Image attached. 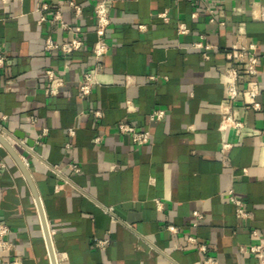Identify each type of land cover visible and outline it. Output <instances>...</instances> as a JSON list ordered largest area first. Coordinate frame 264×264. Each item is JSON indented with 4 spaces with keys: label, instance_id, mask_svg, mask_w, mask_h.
<instances>
[{
    "label": "crops",
    "instance_id": "crops-1",
    "mask_svg": "<svg viewBox=\"0 0 264 264\" xmlns=\"http://www.w3.org/2000/svg\"><path fill=\"white\" fill-rule=\"evenodd\" d=\"M74 1L80 15L67 0H47L39 23L38 0H0V133L39 193L57 264H205L207 256L258 264L240 247L256 241L254 229L264 236V133L257 130L264 125V56L261 110L241 98L243 128L218 126L230 104L225 48L252 39L264 52V0H111L101 83L87 96L78 81L93 66L95 0ZM48 35L84 44L72 53L49 51ZM201 39L212 45L208 58L194 47ZM48 67L65 79L54 95L45 93ZM156 107L166 115L151 122ZM122 119L149 129L151 142L136 145L120 134ZM223 141L232 143L225 152ZM1 153L0 221L11 229L13 249L0 254L53 264L31 185L11 153ZM230 193L249 217H237Z\"/></svg>",
    "mask_w": 264,
    "mask_h": 264
},
{
    "label": "built area",
    "instance_id": "built-area-1",
    "mask_svg": "<svg viewBox=\"0 0 264 264\" xmlns=\"http://www.w3.org/2000/svg\"><path fill=\"white\" fill-rule=\"evenodd\" d=\"M6 1V0H3ZM69 5L74 9L75 15H80L82 9L81 6L74 0H67ZM110 1L111 0H95L94 3V15H95V27L96 40L93 45V66L90 69L83 71L78 81V89L81 96L89 95L93 88L101 83L100 75L104 70V56L108 52L109 44L107 42L106 33L111 24L110 16ZM49 4L47 0H38L36 11L40 14L38 19L39 23L46 20L44 12L48 10ZM164 15V13H163ZM261 16L264 17V9L261 11ZM54 19L59 18L58 13L54 14ZM213 19V18H212ZM224 24V21L220 22ZM63 27L68 29H74L73 26L62 23ZM76 30H80V27H76ZM179 32L184 33L188 29L184 23H180L178 27ZM204 38V37H203ZM84 44V41L79 37H72L69 40L59 42L50 35L45 38V48L49 51H58L60 53H72L80 49ZM212 45L203 39L194 43V47L202 50L205 58L209 57L207 49ZM263 54V55H261ZM226 67L223 72V83L225 86V97L229 101V106L221 112V119L218 128L225 130L227 128L241 129L244 123L238 117V110L236 103L243 99L247 108L253 110H261L262 105L258 100V96L261 92V84L259 82L260 75V62L261 56H264V52L260 53L258 50V42L256 40H249L246 43H233L229 47L225 48ZM6 54L0 52V66L5 65ZM45 75L47 77V86L45 93L48 95L56 94L59 89L64 85L65 79L62 73L57 72L53 68H46ZM154 78V75H150ZM127 107H132V102L128 100ZM97 116L101 115V111H94ZM166 115V110L163 107H156L152 109L149 114V120L156 122L163 119ZM32 120H36L32 117ZM117 130L120 134L129 137V139L136 145L148 144L152 140V134L149 129L138 128L126 119H122L117 123ZM257 130L264 133V125L257 127ZM74 128L70 127L69 132L73 133ZM46 133V130L43 131ZM94 142L100 140V136L94 137ZM21 144V142H20ZM232 146L230 142L222 143L221 151L225 152ZM3 145L0 143V168L6 167L5 160L1 153ZM264 164V153H263ZM72 168L75 171H79L80 167L77 164H72ZM230 200L235 205L236 215L239 218L249 217V211L244 208L243 201L230 193ZM157 204L160 206L161 201L156 199ZM195 219L202 217V214L195 210ZM196 224V221L194 222ZM11 229L5 222L0 221V252H11L13 249L12 242L7 238ZM253 235L256 238L255 242L249 245L240 247V251L243 253H249L257 258L258 264H264V236H262L256 229L253 231ZM191 240H196L195 237H190ZM108 240H97L98 244H104ZM201 248L206 249L205 245H201ZM205 264H217L216 259L211 256H207L204 260ZM0 264H20V259L12 254L2 255L0 254Z\"/></svg>",
    "mask_w": 264,
    "mask_h": 264
},
{
    "label": "water",
    "instance_id": "water-1",
    "mask_svg": "<svg viewBox=\"0 0 264 264\" xmlns=\"http://www.w3.org/2000/svg\"><path fill=\"white\" fill-rule=\"evenodd\" d=\"M32 140H28V144H33ZM0 143L3 145V147H5L10 153L11 155L15 158V160L17 161V163L21 166V168L24 171V174L26 176V178L29 181V184L31 185V188L33 190V194L36 198V202L39 208V211L41 213V218H42V222H43V227H44V231H45V235H46V239H47V243H48V247H49V252H50V256H51V260L53 264H57V260L55 257V251L52 245V241L50 238V234H49V229H48V225H47V220L43 211V206H42V202H41V198L39 196V193L36 190L35 184L32 180V177L28 171V169L26 168V166L24 165L23 160L21 159L20 155L15 151V149L13 148V146L6 140V138L0 133Z\"/></svg>",
    "mask_w": 264,
    "mask_h": 264
}]
</instances>
